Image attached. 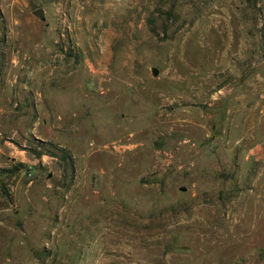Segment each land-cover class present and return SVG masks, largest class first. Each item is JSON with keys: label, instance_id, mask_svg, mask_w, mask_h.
<instances>
[{"label": "rangeland", "instance_id": "obj_1", "mask_svg": "<svg viewBox=\"0 0 264 264\" xmlns=\"http://www.w3.org/2000/svg\"><path fill=\"white\" fill-rule=\"evenodd\" d=\"M0 264H264V0H0Z\"/></svg>", "mask_w": 264, "mask_h": 264}, {"label": "water", "instance_id": "obj_2", "mask_svg": "<svg viewBox=\"0 0 264 264\" xmlns=\"http://www.w3.org/2000/svg\"><path fill=\"white\" fill-rule=\"evenodd\" d=\"M33 14H34L36 17H38L39 19H41V20L44 19V17H43V11H42V10H37V11L33 12ZM152 73H153L154 75H157V71H156L155 69L152 70Z\"/></svg>", "mask_w": 264, "mask_h": 264}]
</instances>
